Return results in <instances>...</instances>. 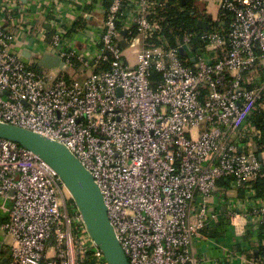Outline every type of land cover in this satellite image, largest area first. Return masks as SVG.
<instances>
[{"label":"built area","instance_id":"1","mask_svg":"<svg viewBox=\"0 0 264 264\" xmlns=\"http://www.w3.org/2000/svg\"><path fill=\"white\" fill-rule=\"evenodd\" d=\"M217 2L213 20L228 13L229 28L204 33L207 44L195 51L193 34L175 49L150 43L158 0H112L83 55L66 44L59 21H50L47 54L72 69L73 59L81 63V79L68 82L59 69L36 67L15 50L29 27L20 19L22 0H0V122L78 158L103 194L130 264H200L197 241L216 227L214 200L229 191L246 196L241 210L232 206V221L242 216L264 227V199L253 189L264 176V145H257L264 141L245 138L264 103V0ZM133 27L138 36L129 41L122 33ZM136 40L131 64L121 43ZM108 61L110 70L96 72ZM153 69L163 76L156 87ZM0 219L1 264H108L57 172L5 139Z\"/></svg>","mask_w":264,"mask_h":264},{"label":"crops","instance_id":"2","mask_svg":"<svg viewBox=\"0 0 264 264\" xmlns=\"http://www.w3.org/2000/svg\"><path fill=\"white\" fill-rule=\"evenodd\" d=\"M197 4L199 10L204 8L208 18L218 16L217 0H197ZM22 7L20 19L22 18L24 25L29 27L15 50L21 55L24 51H30L33 56L48 53L49 44L55 34L50 25V21L54 19L59 21L65 35L72 32L64 37L66 44L83 55L101 34L107 9L106 0H22ZM74 26L75 32L71 30ZM5 29L13 30L10 23ZM128 48L131 47L124 50ZM91 50L93 51V47ZM261 110L264 112V103ZM252 126L245 135L246 140H263L264 136L253 119ZM244 197V190H235L214 200L216 205L219 204L220 220L216 227L211 229L208 237L199 238L197 241L195 251L200 264H258L260 251L264 248V229H258L253 223L242 219V216L233 222L230 216L232 206L242 209L238 201H243ZM213 230L214 237L211 233Z\"/></svg>","mask_w":264,"mask_h":264},{"label":"water","instance_id":"3","mask_svg":"<svg viewBox=\"0 0 264 264\" xmlns=\"http://www.w3.org/2000/svg\"><path fill=\"white\" fill-rule=\"evenodd\" d=\"M202 11L203 15H206L204 8ZM198 25L204 33H208V22L200 19ZM127 33L126 29L122 34L126 35ZM181 53L184 54L185 50H181ZM22 56L36 67L57 68L60 72L73 76L72 67L59 57L51 54L33 56L30 51H24ZM0 139L18 144L48 163L72 194L91 237L102 250L107 263L130 264L110 222L108 209L99 186L93 175L69 149L41 134L3 122H0ZM1 224L2 219H0V226ZM211 233L214 237L215 231L213 230Z\"/></svg>","mask_w":264,"mask_h":264},{"label":"trees","instance_id":"4","mask_svg":"<svg viewBox=\"0 0 264 264\" xmlns=\"http://www.w3.org/2000/svg\"><path fill=\"white\" fill-rule=\"evenodd\" d=\"M161 1L163 2L162 7L158 10L157 14L150 17L152 21L159 23L158 33L155 34L154 38L150 39V43L152 44H160L166 48L175 49L184 41L186 35L193 34L195 35V38L192 41V45L194 47L193 50L195 51L200 46L207 44L202 40L204 31L199 28L198 24L200 19L208 22L209 32H213L215 30L220 31V27H224L225 29L229 28L231 16L228 13L226 15H221L219 20L208 18L206 15H203L202 10H199L200 7L197 4V0H158L159 3ZM111 2L112 0H106L107 8L110 6ZM71 30L75 32V26ZM53 32L54 31H52V33ZM71 33L72 32L70 31L65 36H69ZM137 36L138 30L136 27H133L131 31L125 35V38L132 41L137 38ZM159 37L163 39H159ZM121 46L125 48L123 43H121ZM185 48L186 50L189 49V47ZM181 56L185 59L186 53H181ZM72 64L76 72L81 69V63L77 59H73ZM110 66L109 61L104 62L96 69V72L108 71L110 70ZM77 74L79 73L77 72ZM151 76L154 87L158 86L163 80L162 73L156 71L155 69L151 71ZM62 77L68 82H72L74 80L70 75L65 73L62 74ZM253 121L260 133L264 136V112L261 109L255 114ZM263 145L264 142L263 144H261V142L258 143V147H262ZM262 148H264V146ZM253 189L256 191L258 198H264V176L254 183ZM263 229L264 227L261 228L262 231ZM260 253L258 264H264V248L261 249Z\"/></svg>","mask_w":264,"mask_h":264},{"label":"rangeland","instance_id":"5","mask_svg":"<svg viewBox=\"0 0 264 264\" xmlns=\"http://www.w3.org/2000/svg\"><path fill=\"white\" fill-rule=\"evenodd\" d=\"M136 42H137V40L134 42L133 47L124 50L125 56L128 58L129 62H131V63L132 62L135 63V61H136V56H137V54L135 52ZM122 43L124 44L125 48L130 47V45H128L127 43L125 44L124 41ZM134 59H135V61H134ZM51 72L58 73V69L57 68H52ZM81 77H82V75L81 74H77V72L73 69L72 78H75V79L79 80V79H81ZM5 241H6V243L10 244L11 243V238L7 237L5 239Z\"/></svg>","mask_w":264,"mask_h":264},{"label":"flooded vegetation","instance_id":"6","mask_svg":"<svg viewBox=\"0 0 264 264\" xmlns=\"http://www.w3.org/2000/svg\"><path fill=\"white\" fill-rule=\"evenodd\" d=\"M0 240H1V237H0Z\"/></svg>","mask_w":264,"mask_h":264}]
</instances>
